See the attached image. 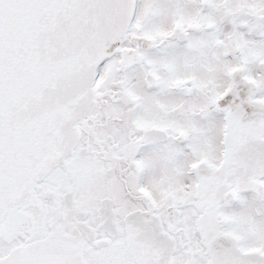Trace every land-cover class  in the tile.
<instances>
[{
    "label": "snow or ice",
    "instance_id": "obj_1",
    "mask_svg": "<svg viewBox=\"0 0 264 264\" xmlns=\"http://www.w3.org/2000/svg\"><path fill=\"white\" fill-rule=\"evenodd\" d=\"M0 264H264V0H0Z\"/></svg>",
    "mask_w": 264,
    "mask_h": 264
}]
</instances>
